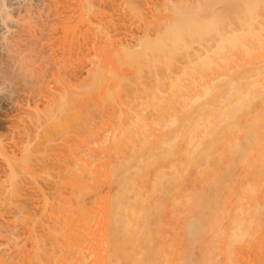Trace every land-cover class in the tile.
Instances as JSON below:
<instances>
[{"label": "bare ground", "instance_id": "bare-ground-1", "mask_svg": "<svg viewBox=\"0 0 264 264\" xmlns=\"http://www.w3.org/2000/svg\"><path fill=\"white\" fill-rule=\"evenodd\" d=\"M147 3L146 15L130 10L142 26L135 45L127 34L107 36L85 94L76 95V84L65 80L58 108L47 111L41 144L53 132L65 134L73 120L77 129L70 132L81 139L74 145L83 149L79 126L88 125V116L81 98L108 111L106 144L69 145V196L49 207L40 174L47 167L32 164L42 149L35 139L22 145V163L0 145L7 156L0 264L210 263L220 228H232L227 249L220 248L228 262L234 264L233 253L237 261L252 253L264 260V0ZM243 63L253 70L240 72ZM24 172L25 185L18 178ZM105 184L112 192L101 195ZM239 200L247 207L230 227V206Z\"/></svg>", "mask_w": 264, "mask_h": 264}, {"label": "rangeland", "instance_id": "rangeland-1", "mask_svg": "<svg viewBox=\"0 0 264 264\" xmlns=\"http://www.w3.org/2000/svg\"><path fill=\"white\" fill-rule=\"evenodd\" d=\"M173 1L179 2L181 0ZM132 6H136L142 16L146 15L149 11V9H147L149 7L147 0H0V145L5 144V146H3L6 148L8 147V151L10 149L11 152H14H9L10 156L7 155L8 157L16 153L12 155L16 161L24 156L23 147L28 145L24 142H28L30 138L31 140H29V142L31 141V143H33L34 141L37 143H33L36 147L38 145L42 148L37 147L39 148H36L38 151L40 149H45L43 152H41V150L39 151L41 154L38 152L34 153L36 155L38 154V157L36 155L37 158L32 157V164L34 166V162L36 161V163L38 162L37 165H42L45 168L47 167V171L45 169L40 173H44L41 176L46 180L42 179L43 177L39 178V180L42 179L41 182L45 187L46 194H48L46 196L48 202L50 201V208H52V206L56 208L59 197L69 192L67 182L70 176H68V173H65V169H68L69 166L71 167L73 162L69 161L72 159L67 156L69 154L67 152L74 148L75 142L78 141L74 140V142L73 139L80 138H77L74 135L75 133H71L77 128L76 122L70 120V125L66 128L67 131H65L66 133L61 135L62 133L53 132L49 139L44 141L45 147L41 144L44 135V133H42L43 129L45 130L46 126H48L47 124L50 123H48V120H51L49 118L52 115V110L56 111L58 108L55 101L58 95L61 94L60 92L63 91L62 85L64 86L63 82L65 80L70 81L72 85L76 84L74 85L76 87H72L76 95L80 93L85 94L88 88L87 85H90L94 81V74H96L94 71H99L96 60L98 57H104V45H106L105 42L109 40L107 36H110L111 40H118L123 34H127L128 43L135 45L136 40L140 37L139 35L142 32V26L138 22L139 19L131 14L130 10ZM4 16L9 19H6ZM89 22L91 27L88 28ZM123 25H126V29H123L124 27L122 28ZM63 65L65 67L61 68ZM76 66L78 68H76ZM252 68V65L243 63L239 71L250 73L251 70H253ZM101 74L102 72L97 75ZM213 78L214 80H220L223 77L217 79V76H213ZM54 95L57 97L55 98ZM78 97H81V95ZM83 98L84 99L81 98L80 107L84 113L83 115L88 116L85 118L88 125L84 124L79 126L84 149L83 147L81 148V144L77 145L81 139L76 143L75 148L80 146L81 149L85 150L87 147H96L97 145L95 144L97 142L104 143V140L101 138L105 136V131H107L105 127L107 122L105 121L108 111L105 112L106 110L102 107H105V105L101 102L89 100L87 97ZM53 102L55 104H53L54 107L51 105ZM55 106L57 108H55ZM49 110H51L50 117L48 116ZM70 111L72 112L73 110ZM37 122H39V124ZM40 123H42L44 127L40 126ZM33 127H36V131H33L35 130ZM37 128L41 129L38 130ZM31 131L34 132V135ZM28 132L35 137H32L31 134L29 135ZM37 132L40 134L38 135ZM244 135L245 130L241 129L239 133L241 140L244 139ZM32 139L35 140L32 141ZM100 143L99 146H101ZM104 144H106V142ZM22 145L24 146L22 147ZM69 145H71L72 148ZM67 146L68 149H71L68 150ZM64 153L65 156H67L66 158ZM7 156L4 155L6 160ZM14 156H16L18 160ZM60 156L64 157L61 158ZM2 157L1 155L0 188L3 183L7 185L3 177L7 165L5 163L6 160ZM57 157H60L59 160ZM222 158L226 159L227 156L223 154ZM24 160L22 159L20 163ZM38 160L41 162L39 163ZM62 162L64 163V167L62 166ZM65 165L67 168H65ZM48 171L49 174L47 173ZM1 173L4 174L2 175ZM45 174L46 176H44ZM64 175L67 177L65 176V178ZM26 177L27 172H24V175L23 173H19V180L22 182L26 181L27 184ZM61 179L64 182H62ZM63 183L66 184V187ZM23 184L25 185V182ZM102 186L103 190L100 189L102 190L101 195L106 192H112L109 187H106V184ZM65 192L67 193L65 194ZM67 196H69V194H67ZM39 201L38 199V204L41 207L42 204L39 203ZM246 202V200H239L237 204L230 206L231 213L227 217V224L230 227L233 226L236 211L239 210L242 205L247 207ZM189 203H191V201H189ZM38 209L40 210V208ZM36 210L34 209L33 212ZM39 210L37 211L39 212ZM231 229L232 228H220V235L218 236L219 240H221L218 241L220 243L217 242L218 248L216 256L214 257V262L207 263L209 261H203V263L202 261L196 260L185 264H233L232 261L228 262L225 259L224 253L222 252L223 250H220L222 247L223 249H227L224 239L228 237L227 235L231 232ZM40 230V234L47 237V235ZM222 233L227 234L222 235ZM252 254L255 256V253ZM252 254L248 259L247 256L243 257L245 262L242 260L243 258L240 259V261L242 260L240 262L236 260L235 253H233V262L234 264H264V260H256V262L254 259L255 257L257 258V256L253 257Z\"/></svg>", "mask_w": 264, "mask_h": 264}]
</instances>
